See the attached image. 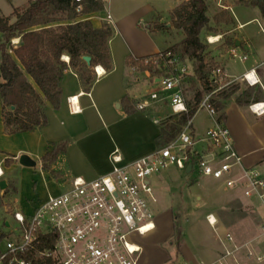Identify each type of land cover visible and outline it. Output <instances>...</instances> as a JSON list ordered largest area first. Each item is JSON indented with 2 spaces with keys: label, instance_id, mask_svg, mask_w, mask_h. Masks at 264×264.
<instances>
[{
  "label": "built area",
  "instance_id": "2783aa9c",
  "mask_svg": "<svg viewBox=\"0 0 264 264\" xmlns=\"http://www.w3.org/2000/svg\"><path fill=\"white\" fill-rule=\"evenodd\" d=\"M88 2L72 0L78 16L76 21L99 19L103 24L111 25L112 15L107 10L109 0H96L102 4L103 10L86 14ZM229 56L239 61L247 59L237 48L231 49ZM150 62L163 72L157 77L161 89L152 93L151 99L161 101L164 94L173 115L186 113L181 77L188 74V68L171 51L161 52L156 60H147L145 64ZM95 70L100 76L98 68ZM254 74L252 71L243 76L250 86L259 83ZM235 82L228 78L222 67L212 70L210 83L213 91L205 96L198 112L206 111L213 127L202 137L192 135L190 121L175 139L136 161L124 163L115 151L110 158L113 168L109 175L92 181L74 178L65 191L57 196L50 195L31 216L16 212L14 219L18 228L9 232L0 243V264H139L142 248L137 238L156 229V214L152 207L156 200L152 195L151 178L170 167L186 172L192 166L190 174L196 172L200 178L220 181L253 203L264 205L262 174L245 166L230 130L219 121V113L212 103L219 93ZM68 104L72 114L80 112L76 97L69 98ZM144 108L143 105L137 106L138 110ZM249 110L257 117L264 116V102L250 105ZM2 177L1 173L0 179ZM207 221L211 227H216L214 216H208ZM262 229L264 233V219ZM221 242L224 251L212 264H230L235 254L245 247L247 257L264 261V254H256L249 245L238 247L229 233Z\"/></svg>",
  "mask_w": 264,
  "mask_h": 264
},
{
  "label": "crops",
  "instance_id": "0c3cea01",
  "mask_svg": "<svg viewBox=\"0 0 264 264\" xmlns=\"http://www.w3.org/2000/svg\"><path fill=\"white\" fill-rule=\"evenodd\" d=\"M185 1L187 0L180 2L179 5ZM214 1H216L217 8L221 7L224 11L230 12L229 14L233 19V32L238 35L235 39L237 41L236 48L239 54L247 56L245 61H241L243 69L240 73L235 74L229 71L227 65L229 53L219 59L222 64L221 67L230 80L236 81L235 84H240L242 90L257 87L264 94V46L252 42L254 35L246 32V34L244 32L242 34V31L255 23H258L261 34H264V27L261 24V22L264 23V18L260 10L252 6L238 5L234 1L228 3V6H221L220 2L222 0ZM216 9L214 10L215 14L218 13ZM107 10L112 15L110 26L113 29V37L109 41V48L113 68L110 72H107L101 66L96 67L101 68L103 74H100V76L96 74V80L90 90L84 87L75 72H67L61 84L62 102L60 109L54 110L51 105L46 108L48 124L32 132L14 135H7L5 132L0 98V136L6 140L7 147L10 149L9 153H13L10 159L0 160V169L3 172L2 179L6 178L10 169L15 168V163H19L21 156H28L36 163L37 167H41L43 157L51 152L54 147L64 144L66 146L65 151L58 156L52 167V170L58 174V178L41 168V176L44 182L47 183L48 177L51 179V183L55 187L53 196H57L65 191L67 184L74 178L92 181L109 175L113 168L110 158L115 151H118L124 163H129L148 156L160 148L157 146L156 139L163 127L161 121L172 112L169 101L166 100L164 94L161 95V101L152 100L151 94L161 89L158 85L157 76L151 75L148 71H140L137 68L127 66V60L129 57L143 59L157 55L169 49L173 44L167 48H162L155 38V34L150 30L151 25H147L146 29L141 26V19L138 18L141 16L139 11L124 18L116 17L111 0L107 5ZM91 22L95 27L103 25L99 19H93ZM63 60L68 62L69 58L64 57ZM96 68H94L95 73ZM252 71L255 72L254 76L259 81L255 86H250L243 80V76ZM73 97L77 98L78 107L80 108V112L77 114H72L69 109L68 99ZM125 100L133 103L136 107V112L132 115L126 114ZM138 105H143L145 108L138 110ZM247 111L250 112L249 106L239 107L232 99L227 103L225 109L226 121L223 122L230 130L235 147L243 157L245 166L254 168L257 164L264 165V152L258 153L256 157L252 151L253 140L249 136L252 133L249 125H247L245 132L242 131L245 134V139L243 138L244 134L241 135L238 130L237 124L240 122L243 125L247 124L245 119ZM195 117L192 120L191 131L195 138H200L213 125L205 130L201 129L203 132H200V129L195 126ZM257 118L261 120L260 123L258 122L259 124H264V116ZM156 121H159V123H156ZM7 160H11L14 165L4 168ZM62 167H65V169ZM186 174L190 175L187 171ZM211 192H208L211 196H218L217 192L213 190ZM229 196L227 195V197ZM251 205L254 207L262 204L253 203ZM163 210L165 215H157L155 218L156 229L149 235L144 236L154 241L157 240L161 247H159V244L158 246L155 245L152 254L148 247L143 246L140 240H137L142 248L139 264H166V258L169 257L166 246L169 245L174 250L176 249L178 256L182 255L185 248H189L192 256L181 257L183 261L188 258L183 264H189L191 261L195 264L198 256L195 255L196 250L192 248L193 239L191 241L188 238L184 226L174 219L173 211H169L165 207ZM208 216H214L217 220L215 228L209 225ZM175 223H178L183 230V244L180 251L173 242ZM205 223L214 231L219 229L225 232L224 227L220 224L218 226V218L214 214H207ZM261 227L263 228V220ZM200 252L203 253L202 255L200 253V257H212L213 254L205 249L200 250ZM218 259L200 264H212ZM230 264H233V261H230Z\"/></svg>",
  "mask_w": 264,
  "mask_h": 264
},
{
  "label": "trees",
  "instance_id": "16d2710c",
  "mask_svg": "<svg viewBox=\"0 0 264 264\" xmlns=\"http://www.w3.org/2000/svg\"><path fill=\"white\" fill-rule=\"evenodd\" d=\"M88 1L86 14L103 10L102 4L96 0ZM236 2L238 5L258 8L264 18V0ZM208 11L207 0H187L171 14L174 27L183 33L184 39L179 46L162 53L171 51L182 60L192 61L193 73L181 77V87L186 97L188 89L185 84L187 80L191 81L194 98L191 102L186 101V113L172 115L169 122L163 124L156 139L158 147L169 143L181 133L183 127L197 114L205 96L213 91L210 83L212 66L206 64L207 45L201 39L205 31L216 32L210 26ZM13 16L16 21L11 23L10 18L0 13V98L7 135L32 132L48 124L46 108L51 105L54 110L60 109L61 84L67 72H75L84 87L90 90L96 80L94 68L101 66L107 72L113 68L109 48V41L113 37L112 27L107 24L95 27L90 21L77 22L78 16L72 0L29 1L26 9H15ZM157 20L153 23V31L168 29L167 24ZM213 21L218 25H233V19L226 11L217 14ZM13 39L20 40L17 47L11 46ZM236 44L237 41L233 39L226 41L228 48H236ZM64 57L69 58L68 63L63 60ZM84 57L91 58L90 66L83 60ZM158 57L159 54L143 59L129 57L127 66L148 71L153 76H161L163 72L156 69L154 64H145L147 60L154 61ZM232 99L239 107H248L263 102L264 94L257 87L242 90L238 84L232 85L219 93L212 102L219 113V121H226L225 109ZM125 103L127 115L136 112L133 103L128 100ZM65 148L64 144L58 145L42 159L43 170L55 178H58V174L52 167ZM6 164L11 166L13 162L7 160ZM182 232L180 225L175 223L174 238L179 251L183 244ZM7 236L5 228H0V243Z\"/></svg>",
  "mask_w": 264,
  "mask_h": 264
},
{
  "label": "rangeland",
  "instance_id": "374dc122",
  "mask_svg": "<svg viewBox=\"0 0 264 264\" xmlns=\"http://www.w3.org/2000/svg\"><path fill=\"white\" fill-rule=\"evenodd\" d=\"M182 1L184 0H111L116 17L124 18L139 11L141 16L138 18L139 20L141 19V26L145 29L147 25H151L152 27L157 19L160 23L167 24L168 29L165 31L157 32L153 31L152 28L150 29L155 34V38L162 48H167L172 44L173 46L171 47L179 46L184 39L183 33L174 27L171 17L172 12ZM231 1L236 2V0H222L220 4L221 6H228V3ZM207 3L209 6L208 16L211 20L217 14L225 12L221 7H216L217 4L214 0H207ZM28 5V0H5L0 2V13L3 17L10 18L11 23H14L16 19L13 16V11L15 9L24 10ZM215 9L218 12L217 14L214 12ZM261 24L264 27V23L261 22ZM210 26L216 32L205 31L201 39L207 45L205 53L206 64L212 66L213 70L216 67H221L222 64L219 59H222L223 55H227L234 48H228L226 41L228 39L235 40L238 35L236 32H233V25H218L214 21H211ZM259 31L258 23H255L245 31H242V34L244 32V34L250 33L254 35L252 42L264 46V34H261V31ZM211 38H218V41L212 44L211 41L209 42ZM14 41L15 43H13ZM19 43V39H13L11 46L17 47ZM227 59L230 72L237 74L242 71L243 63L241 61L232 59L230 56ZM181 62L188 68V74H192V61L181 59ZM154 67L156 66L154 65ZM185 88L188 89L185 97L186 101H193L192 82L187 80ZM171 116L172 112L161 121V124L168 123ZM245 119L247 124L243 125L240 122L237 124L238 130L242 135V131L245 132L247 125H249L252 132L249 136L253 140L252 151L257 157L258 153L264 152V124H259L261 120L249 111L246 112ZM212 125V121L206 111L201 110L197 113L195 126L200 129V132L203 129L212 127ZM243 138L245 139V134ZM9 150L6 140L0 136V160L10 159L13 156V153L10 154ZM4 168H8L6 164ZM41 168L42 166L37 167V165L34 168H24L20 163H15V168L10 169L7 172L6 178L0 180V182L6 181L8 184L5 191L0 190V228L4 227L6 233L13 232L18 228L14 219L16 212H20L25 216H31L36 208L47 201L50 195L55 194V187L51 183V179L48 177L47 183L44 182L41 176ZM62 168L65 169V167ZM254 169L261 173L264 178V165L257 164L254 166ZM151 186L152 195L157 201V203L152 202L156 216L165 215L164 207L169 211H173L174 219L184 226L188 238L191 241L193 239L192 248L196 250L195 255L198 256L196 257L197 262L195 264L210 262L219 258L224 251V245L220 239L228 233L232 235L238 247L243 248L249 245V249L256 254H264V233L261 227L262 220L264 219L263 205H255L254 208L251 205L253 204L252 201L246 199L239 191L229 189L222 182L209 178L202 179L198 177L196 172L187 175L185 171H181L176 167H170L166 172L151 178ZM16 188L17 192L15 193L14 189ZM212 190L215 192L218 190L217 197H213L208 193ZM227 195L230 196L227 197ZM199 197L200 199H198ZM209 213L214 214L218 218V226L220 224V226L224 227L225 232L219 229L214 231L206 225L205 217ZM6 223L10 224V228L6 226ZM137 240H140L143 246L148 247L152 254L155 245L158 246L159 244L157 240L154 241L146 237L137 238ZM173 242L176 244L175 238ZM230 246L228 247L230 248ZM159 247H161L160 244ZM204 249L211 251L213 253L212 257H200V250ZM166 251L169 255L166 258V264H183L188 258H185L186 260L183 261L181 257L192 256L189 248L183 250V256H178L176 249L174 250L170 245L166 246ZM247 254L248 250L245 247L235 254V257L232 259L233 264H237V262L239 264H264V261L257 262L255 258L247 257Z\"/></svg>",
  "mask_w": 264,
  "mask_h": 264
},
{
  "label": "water",
  "instance_id": "95a60500",
  "mask_svg": "<svg viewBox=\"0 0 264 264\" xmlns=\"http://www.w3.org/2000/svg\"><path fill=\"white\" fill-rule=\"evenodd\" d=\"M83 60L88 64V66L91 65V58L90 57H84ZM19 163L21 166L26 167V168L36 167V163L26 155H23L19 158ZM191 170H192V166H189L187 169V173L190 174ZM7 187H8V184L6 181L0 182V190L1 191H5L7 189Z\"/></svg>",
  "mask_w": 264,
  "mask_h": 264
},
{
  "label": "bare ground",
  "instance_id": "6f19581e",
  "mask_svg": "<svg viewBox=\"0 0 264 264\" xmlns=\"http://www.w3.org/2000/svg\"><path fill=\"white\" fill-rule=\"evenodd\" d=\"M210 41H211V43H215V42L218 41V38H211ZM65 60H67V58H65ZM98 70H99V72H100L101 74H103V71L101 70V68H99ZM75 101H76V100H75ZM76 107H77V106H76ZM76 107H75V109H77ZM1 173L3 174L2 170H0V174H1Z\"/></svg>",
  "mask_w": 264,
  "mask_h": 264
}]
</instances>
